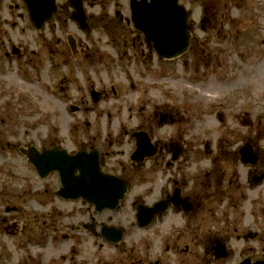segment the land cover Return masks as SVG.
I'll return each instance as SVG.
<instances>
[{"label":"rangeland","instance_id":"obj_1","mask_svg":"<svg viewBox=\"0 0 264 264\" xmlns=\"http://www.w3.org/2000/svg\"><path fill=\"white\" fill-rule=\"evenodd\" d=\"M89 2L104 7L103 12L111 17L116 12L120 14L114 34L108 37L105 30L92 23L86 33L70 22L46 26L44 45L54 50L58 39L68 50L66 56L49 55L44 48V68L37 77L25 64L21 68L27 69V75L25 69L17 72L14 62L0 75V197L3 208L8 204L13 210L6 217L18 220L24 229L17 239L1 238L0 264H29L27 258L31 264L54 261L58 256L56 250L63 251L68 243L60 238L54 240V233L43 234L44 223L56 219L71 222L65 218L66 212L75 207L77 213L81 206L80 202L59 201L51 192L57 188L55 178L39 179L18 151L19 145L37 146L50 140L72 151L82 145L83 135L88 139L95 136L90 145L103 144V151L108 152L107 168L118 175L119 162L129 166L132 152L125 132L131 133L139 127L153 129L162 143L178 142L184 153L177 161L164 153V159L159 156L153 163L148 162L146 169L138 172L140 175L129 184L123 206L97 218L101 222L104 216H112L113 224L122 226L124 238L118 249L92 237L78 246L77 261L102 264L124 259L131 248L146 249L148 241L152 242L151 249L156 250L158 241L151 237L154 226L140 230L131 225L130 200L140 196L142 203H155L165 188L171 190L169 182L174 179L187 182L185 193L192 192L195 199L197 191L203 193L197 182L209 174L211 180L204 185L205 198L199 210L195 206L189 215L175 210L166 215L164 224L171 226L174 238L180 237V243L188 246V253L171 257L173 264L178 260L181 263V259L186 260L185 264H240L244 260L264 258V180L256 186L251 182L253 174H264V45L260 44L264 32L256 31L257 26L252 24V27L249 21L250 18L252 23L256 18L264 20V13L254 12L257 7L252 5L264 0H248L247 6L252 10L237 7L231 11L232 16L242 18L237 20L244 29L237 35L233 33L231 45L224 40L212 41L211 48L218 50L221 65L205 72L197 65L200 62L195 53L199 30L194 33L190 52L183 57L173 61L158 59L127 23L128 0ZM184 3L182 0L181 4ZM94 5L87 12L98 16L101 7ZM255 34L260 38L254 40ZM66 35L77 40L76 60L69 54ZM22 36L28 49L39 47L40 50L35 45V33L29 30ZM251 44L255 45L250 47ZM91 88L104 91L106 98L91 103ZM85 99L89 102V112L70 111L69 106L82 104ZM161 112L172 116L173 121L160 125L154 113ZM219 116L222 122L218 121ZM246 120L251 124L249 127L244 125ZM247 142L258 154L259 172L239 162L237 150ZM164 161L169 166L172 164L171 170ZM27 185L33 191L30 195H41L42 186L50 192L44 200L30 198L24 202L21 193ZM1 212L4 215V209ZM249 233H256L257 237L248 240L245 236ZM218 239L226 244L228 255L216 260L208 244ZM200 240H204V247ZM38 243L48 247L44 253L50 251L45 258H33L31 246ZM123 248L125 252L121 253Z\"/></svg>","mask_w":264,"mask_h":264},{"label":"flooded vegetation","instance_id":"obj_2","mask_svg":"<svg viewBox=\"0 0 264 264\" xmlns=\"http://www.w3.org/2000/svg\"><path fill=\"white\" fill-rule=\"evenodd\" d=\"M184 2V0H183ZM196 3V6L194 4ZM30 3H34L38 7V14H40L38 17L35 16L34 11L31 10ZM248 0H228V2L222 3L221 1L216 0H185L184 6L188 11V30L190 32V45L188 48V52H190L192 41L194 39V33L196 30H199L200 35L196 39L197 41V49L195 50L196 56L198 57V62H200V65L198 66L202 67V72H205L207 68H210L215 65H221L220 64V57L218 56V50L211 48L212 41L217 40H224L226 41V44L231 45V41H233V33L236 35L241 32L244 28H242L241 21H238L237 19H242L241 17H234L231 15V11L238 8L247 9V7L252 10L249 5L247 6ZM94 4L90 3L89 0H53V4L51 3H45L44 0H0V75L2 76V71L6 70L7 67H10L14 62L15 68L17 72L22 73V70L25 68H21V64H25L26 68L32 69V73L37 77L41 74L44 68V59H43V51L44 48L47 50V53L49 55L55 54L57 56L63 55L66 56L68 50L65 48L66 46H63L60 40H55V49L51 50L50 45L45 46L44 45V36L43 31L46 26L49 25H59L62 23L67 24L70 22L71 24L76 25L79 30H81L80 24H85L88 28V31L90 29L91 23L94 25H99L100 22H102L103 18L108 20L106 17H103V8L101 5H94V6H100L101 7V13L99 16H94L91 12H87V9H90ZM255 8L253 11L257 13H264V3L263 2H257L252 4ZM187 6V7H186ZM242 6V7H241ZM52 10H46L51 9ZM50 14L51 19H46L40 29H38L34 23L39 22L41 20H44L42 17L46 14ZM118 15V12H116ZM196 18V19H193ZM35 19V20H34ZM251 19H249L251 25L255 24L256 31L259 29H262L264 32V20L259 21V18H256L257 20L255 22H251ZM34 20V21H33ZM101 24V23H100ZM197 27H196V25ZM262 25L259 27V25ZM22 27H21V26ZM253 27V25H252ZM31 30L33 33L36 34V42L35 45L40 46L37 48V50H30L27 47V43H25L22 38L23 34L26 33V31ZM82 32V31H81ZM86 33V32H85ZM255 33V31H254ZM252 33V34H254ZM251 34V35H252ZM260 35L255 34L254 40L259 39ZM51 40V39H50ZM65 40L67 42V47L69 48V54L73 60H76L78 58V45L77 40L72 35H66ZM40 41V43H38ZM261 45H264V38L260 41ZM74 46L72 49L71 46ZM71 45V46H70ZM255 44H251L250 47H253ZM63 48V49H62ZM220 50V49H219ZM222 49L220 50V52ZM84 54V53H83ZM43 55V56H42ZM52 57V56H51ZM25 75H27V69H25ZM61 83H64L63 81H60ZM230 85V84H229ZM93 89L89 91V98L93 99L92 94ZM98 98L99 96L103 99L106 98L105 92L100 91L98 92ZM89 102L85 99L83 100L82 104L79 105H73L71 107H74L76 110L75 113L79 112H89L91 109H89V106L87 105ZM70 109V106H69ZM166 115L167 122H172L173 117L166 113H154V118L158 119L160 115ZM244 125L249 127L251 124L249 120H246L244 122ZM87 126H89L87 124ZM138 132H144L149 138V141L152 145V148H156V154L148 159H144V161H136V160H130L129 156V166L127 167L123 161L121 163L119 162V172L118 175L114 170H109L107 168V156L108 152L103 151V144L99 145L98 147H95V144H91L90 142L95 139V136L91 139H88L83 135V139L80 141L82 142V145L72 151H68L70 155H73L77 151H84V152H90L91 150H97L98 151V157H99V164L101 172L104 174H111V175H117L122 179L127 186L129 187V184L133 183L135 178L140 175L142 170L144 171L146 169V165L148 162H154L158 160L159 156L163 157L164 153H167L171 156V160L176 158L178 160L183 152V148L180 147V144L178 142L173 143L172 140L162 143L159 139L156 138L155 133L153 129H143V127H139L136 129ZM132 132L128 133L125 132V136L127 137V143L131 145L132 151L135 148V139L132 137ZM0 134V138H1ZM79 141V142H80ZM107 141V139L105 140ZM2 140L0 139V144ZM9 147H11V144L7 143ZM36 148L39 153L42 151H50V150H62L63 148L59 143L52 142L50 140L43 141L42 144L35 146L34 144L26 145V146H18L17 149L21 153V151L26 152V154H30V149ZM176 152V153H174ZM132 153V152H131ZM130 153V154H131ZM22 154V153H21ZM258 155V154H257ZM23 156V154H22ZM26 159V158H25ZM164 159V157H163ZM259 159V157H258ZM27 162V160H26ZM28 163V162H27ZM165 167L172 169L169 162L164 161L163 163ZM150 168V167H149ZM258 170L259 167H258ZM54 177L57 183V188L54 190V188L51 190L53 195L56 197V191L59 188V174L58 173H52L49 175V177ZM47 177V178H49ZM39 178V177H38ZM40 179V178H39ZM44 180V179H42ZM211 180V175H207V177L203 178L202 181H198L197 184L200 185V187L203 190V193L196 192V198L192 197V192L190 194H186V185L187 182L178 181L177 179L171 180L169 182L170 191L165 188L163 192L160 194V198L158 200H162L167 196H170L174 190H179L178 196L180 198L182 197H188L189 202L192 206V209L194 210L195 206L197 210H199L202 206V203L205 197L204 194V185L209 184ZM206 181V183H205ZM217 182V179H216ZM223 182V178L222 181ZM25 184H29V182H25ZM49 190L46 189L44 186H42V192L40 194H33V191L29 189V186L23 190V193H21V199L24 200V202H27L30 200V198L35 199L36 201L40 199H45V196H48ZM194 195V194H193ZM57 198V197H56ZM59 201L63 203L68 204H76L77 202L81 203V206L79 209L72 208L69 211L66 212L65 218L71 220V222H64L63 220L56 219L52 223L45 222L44 228H43V234H49L54 233L56 235L54 240H58L59 238L65 243H68L65 246V249L63 251H59V249L56 250V254H58L57 258L51 260V262H48L47 264H86L84 262H78L76 257L78 256V246H80L83 243H87L91 240L92 237L94 238H100L103 241V244L105 246L110 245L103 237L102 230L105 228L106 231H108L109 228H117L120 229L123 232V238H124V229L121 225L113 224L112 216H104L103 220L101 222H98L97 218L102 216L101 214L105 212H114L109 210H104L102 212H98L95 210V207L82 201H76V200H63L61 198H57ZM140 196H134L130 202H129V208L131 210L133 221L131 222V225L135 226L140 230H146L148 228H153L152 233V239L154 241H158L156 243V250L151 249L152 242L148 241L147 248L143 249L141 247L137 248H131L129 250V256L127 258H120L119 260L113 259V261L110 262H101L102 264H173V261L171 260L172 256L178 257L182 254L188 253V246L187 244L180 243V237L173 236V230L169 224L165 225V219L166 215L171 213L173 210L177 212L176 209L170 207L166 213L163 215H156L154 219L152 220L151 224L147 226L146 228H139L136 221H135V214L136 210L139 206H146V205H153L151 204H145L140 202ZM124 202L121 201L120 205L117 209L121 208L123 206ZM3 208L2 200L0 197V240L4 236H10L11 239H17L20 236H22L24 229L23 224L19 222L16 219H9L6 217L9 213L13 212L11 208H9L8 204H6ZM179 208L182 209V205H179ZM4 209V215L2 214V210ZM116 209V210H117ZM192 210V211H193ZM168 212V213H167ZM178 214H181L178 212ZM156 222H159L157 224ZM65 230H68V232H65ZM61 234V235H60ZM177 235H180L178 231H176ZM59 235V236H58ZM83 237V238H82ZM158 237V238H157ZM198 238V235L196 236ZM257 237V235H256ZM48 238H51L48 236ZM155 238V239H154ZM83 239V242H82ZM158 239V240H156ZM218 241H221V243L225 247V254L228 255L227 247L222 240L218 239L216 241L212 240V242H209V246L211 249L210 254L213 256V246L218 243ZM103 244H101L99 247L100 249L103 248ZM182 244H184V247L182 249ZM202 247H204V240H200L199 242ZM115 248L120 245H114ZM48 248L43 243H38L35 246H31V252L33 254V258L37 256H43L45 258V255L47 253H50L48 251L45 252V249ZM121 253L125 252V249H121ZM128 251V250H126ZM26 261L29 262V264L33 263L29 260V258L26 259ZM45 261V260H44ZM179 261V260H178ZM176 262V264H185L186 260L181 259L180 262ZM255 261H264V258H258ZM39 264V263H37Z\"/></svg>","mask_w":264,"mask_h":264},{"label":"water","instance_id":"obj_3","mask_svg":"<svg viewBox=\"0 0 264 264\" xmlns=\"http://www.w3.org/2000/svg\"><path fill=\"white\" fill-rule=\"evenodd\" d=\"M44 1L53 4V0ZM179 1L129 0L131 21L135 28L143 33L146 44L154 48L159 58L167 60L178 58L186 52L189 46L187 12L183 6L179 5ZM30 7L35 16L38 17L40 15L37 13L38 7L34 3H30ZM46 10H52V7ZM50 14L43 16L44 20L36 22L34 25L40 29L44 21L51 18ZM81 25L82 29H87L84 24ZM147 143V138H138L136 151L131 158L141 159L144 156H152L153 153L148 152ZM239 154L243 164L256 165L257 157L248 143L239 150ZM27 160L41 177H45L53 171L59 172L63 187L59 191L61 196L66 199L82 198L88 203L94 204L98 211L107 208L115 209L126 191L125 184L119 179L110 175H103L100 172L96 154L85 155L82 152L69 156L64 150H44L39 153L35 149H30ZM75 172H78L79 175L75 176ZM259 179H255L254 183H258ZM170 202V200L161 202L151 209L140 210L136 216L139 226H147L153 216L161 214ZM173 202L176 203V201ZM112 230L109 231V235L105 233L106 238L113 242L119 241L122 236L121 232ZM215 252L218 257H223L222 245L218 244L215 247ZM242 264L251 263L246 260Z\"/></svg>","mask_w":264,"mask_h":264}]
</instances>
